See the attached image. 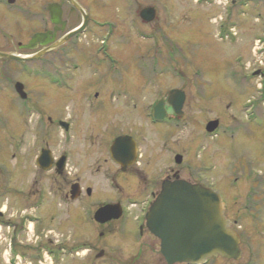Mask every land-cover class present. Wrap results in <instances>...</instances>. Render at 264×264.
I'll return each instance as SVG.
<instances>
[{
	"label": "flooded vegetation",
	"instance_id": "flooded-vegetation-1",
	"mask_svg": "<svg viewBox=\"0 0 264 264\" xmlns=\"http://www.w3.org/2000/svg\"><path fill=\"white\" fill-rule=\"evenodd\" d=\"M118 2L122 3L123 17L134 33L133 38L139 41L142 39L137 34L142 27L140 24H154L157 17L156 9L147 3H152L157 9L160 6L165 27H169L173 16L181 12L180 7L176 6L173 10L159 0H0V110L4 113L0 115V131L5 137L2 152H10L12 159L14 151H17L15 137L21 141L25 152L22 165L6 170L0 166L2 187H10L19 179L24 182L23 190L18 194L24 196L33 214L24 216L34 219L37 224L45 218L37 211L49 197L50 212L54 216H50L48 228L54 231L60 230L61 223L55 217L62 208H66L69 214L79 209L88 212L91 229L98 239L71 249L72 258L81 255L77 264H145L148 258L149 264H157L159 240L146 228L144 215L163 182L180 179L211 189L221 197L224 213L230 228L239 238L241 251L239 260L227 262L264 264V252L260 251L264 245L253 244L250 240V236L264 234L263 165H253L235 157V163L232 161L223 175L219 173L224 180L208 178L206 168L190 170L186 164L189 176L181 178L180 171L174 169V156L180 154L173 153L170 139L173 128H177L185 118V103L179 116L167 103H163L165 115L160 120L152 116L157 103H150L144 109L140 106L144 119L155 129L154 139L145 138L142 133H137L138 129L132 133V129H125L124 126L111 131H107L108 126H103V132H100V125L106 119L102 117L112 110L121 113L122 109L138 107L132 99L128 103H103L98 100L96 91L91 94L92 103H45L50 98L56 102L65 100L61 92L74 93L77 86L96 88V85L103 84L106 87L105 81L109 80L116 84L112 90L117 91L120 87V94L131 95L130 88L138 83H128L139 80L136 72L138 76L155 74L157 60L150 58L145 61L147 63H141L143 57L131 37L126 39L122 34L114 33L118 25L109 19V9ZM194 4L200 7L212 2L196 0ZM251 5L252 11L255 10L262 18H256L262 27L261 36L251 34L252 44H256L252 52L254 56H259L261 65L249 70L246 76L241 71L244 84L253 79L258 82L264 79V0H255ZM258 9H261V14ZM147 10L153 12L150 22L141 17V13ZM224 10L225 18H230V7ZM71 33L73 35L69 36ZM91 38L97 42L94 48L89 43ZM153 39L156 45L157 35ZM111 43L119 49L120 58L111 52ZM125 65L129 67L128 74L132 72L136 75L135 78L128 76L126 82ZM53 91L57 93L55 97H52ZM87 97H90L89 94L85 95V100ZM246 103L242 112L251 100ZM255 111V118L251 112L248 114V120L253 118L255 121L242 123L235 132L231 130V138L264 127V101L255 106ZM213 120L217 119H208L206 124ZM216 131L209 138L217 142L219 132ZM122 137L126 138L123 143L125 158L119 165L111 159L109 148L115 139ZM198 148L202 150L200 145ZM180 156L182 163L183 156ZM4 161L7 162L6 159ZM19 172L21 178H18ZM193 173L198 175V179ZM224 183L226 188L222 189L220 186ZM103 206H111V212L104 216L111 218L98 223L94 220V213ZM3 215H0V227L6 225L8 231L2 234L0 228V255H5L6 264H20L22 259H30L32 264L47 263L44 256L50 258L52 264L61 263L64 249L61 243L44 235V239H37L33 246L23 248L20 241L21 220L8 218L4 221ZM26 217L24 221H27ZM50 231L48 229L46 233ZM132 252L135 253L131 257L129 254ZM246 252L249 257L243 259ZM219 260L222 259H215L214 263Z\"/></svg>",
	"mask_w": 264,
	"mask_h": 264
},
{
	"label": "rangeland",
	"instance_id": "rangeland-1",
	"mask_svg": "<svg viewBox=\"0 0 264 264\" xmlns=\"http://www.w3.org/2000/svg\"><path fill=\"white\" fill-rule=\"evenodd\" d=\"M194 1L159 0V3H166L173 10H176V6L181 9V12H177L173 16V23L169 27L163 25L165 22L164 13L160 6L157 9L152 3H147L146 5L156 9L157 17L153 21L154 24L148 26L140 24L142 27H139L137 33L138 36L142 37L140 41L133 38L134 33L126 25L125 17H123L125 11L121 6L122 3L118 2L116 6L109 9V19L116 21L118 25L114 33L122 34L123 38L126 39L131 37L137 51L141 52L143 57L141 63L148 62L150 58L157 60L155 74L149 76L143 73L138 76L136 72L139 80L134 79L128 83L133 85L138 83L130 88L132 90L131 95L120 94V87L117 91L112 90L116 84L109 80L105 81L106 87L103 84L101 86L96 85V88H85L84 85L77 86L74 93L61 92L65 100L61 99L56 102L50 98L49 100L46 99L45 103H92L90 101L91 94L96 91L98 100L101 99L103 103L105 101L116 104L128 103L132 99L138 107L136 109H122L121 113H114L112 110L111 113L102 117L106 119L100 125L102 127L100 132H103V126L105 128L108 126L107 131L118 126H124L125 129H132V133L138 129L137 133H142L145 138L154 139L155 129L148 125L144 119L143 110L141 112L140 106L144 109L150 103L163 100L166 97V92L170 89H182L185 94L183 108L185 118L177 128H173L170 139L173 153L183 156L182 163L179 166L174 165L175 171H180L181 178L182 176H189V170H186L185 167L187 164L190 170L197 167L198 169L206 168L208 171L206 177L208 178L224 179L223 171L228 168L227 166L232 161L235 163V157L249 161L253 165H263L261 169L264 171V127L255 129L249 134L242 133L230 137L231 130L235 132V129L240 127L242 123L255 121L253 118L248 120V114L251 112L255 118V106L264 101V79L259 82L253 79L252 82L244 84L240 74L243 70L242 72L246 76L251 69L261 65L259 56H254L252 52L256 44H252L251 34L255 33L253 36L257 35L258 37L262 34V27L256 20V18L259 20L262 18L255 10L252 11L251 4H254L255 0H211V5L204 4L200 7H195ZM223 3L226 4L222 8ZM229 7L232 15L226 19L224 9L227 10ZM258 12L261 14V9H258ZM155 35L158 37V41L155 39L156 45L152 42ZM113 39L116 41L115 38ZM89 43L93 48L97 44L95 38H91ZM257 46L260 48L261 45L258 44ZM110 50L119 58L121 57L119 49L112 43ZM124 70V73H127L125 82L128 80V76L135 78L136 75H133L132 72L128 74L130 72L128 65L124 66ZM87 79L90 80L89 76ZM93 80L98 84L96 78ZM87 91L90 92L87 93ZM51 94L52 97L57 95L54 91ZM86 94H89L90 97L85 100ZM248 99L251 100V104L245 109L248 112L245 110L242 112ZM93 103H95L94 100ZM0 115H4L2 110H0ZM213 118L219 120L217 142L215 139L209 138L213 134L206 136L204 129L206 121ZM1 131L0 166L3 170L14 169L15 166L22 165L25 155L24 148L21 141L15 137L14 146L17 151H14L11 159L10 152L9 154L2 152V148L5 147V137ZM256 133L258 134L256 135ZM199 145L202 150L198 148ZM243 150L245 152L242 153ZM5 159L7 162L4 161ZM21 168L22 166H20V170ZM211 168H215V171L210 172ZM193 174L195 179H198V175ZM18 178H21V172L18 173ZM1 184L0 181V212L4 213L2 220L6 221L8 218L21 220L23 228L20 233V241L23 248L26 245L33 246L35 239L40 241L44 239L45 235L57 243L61 242V247L64 249L60 264H77L81 255L72 258L73 251L71 249L83 247L93 239L94 241L98 239L91 229L88 212L79 209L76 210V213L69 214L66 208H62L55 217L56 221L61 223L60 230L54 231L51 227L48 228L49 218L53 215L50 212L51 199L49 197L46 198L44 206L37 211L39 216L45 217L44 221L42 220L40 224H37L34 219L24 216L33 215L30 213L32 211L28 209V204L25 203L24 196L18 194V191L23 190L24 182L22 183L19 179L10 187H2ZM220 187L225 189V183L221 184ZM25 217L27 221H24ZM28 225L30 229H28ZM0 228L2 234L7 232L6 225H2ZM48 229L52 231L47 234L46 230ZM1 238L4 239L3 235ZM250 240L253 244L263 246L264 234L262 236H250ZM103 241L104 239L101 242ZM260 251L264 252V248H260ZM134 253L129 255L132 257ZM1 256L3 255H0V264H6L5 255L3 258ZM242 257L247 259L249 256L246 252ZM149 260L150 258L146 260L145 264H149ZM214 260L211 259L207 264H231V262L223 260L214 263ZM32 263L30 259H22L20 264ZM157 264H165L159 254Z\"/></svg>",
	"mask_w": 264,
	"mask_h": 264
},
{
	"label": "water",
	"instance_id": "water-1",
	"mask_svg": "<svg viewBox=\"0 0 264 264\" xmlns=\"http://www.w3.org/2000/svg\"><path fill=\"white\" fill-rule=\"evenodd\" d=\"M141 17L150 22L153 12L143 11ZM71 36V35H69ZM37 37L34 38V40ZM185 95L181 90L167 92L166 100L157 102L153 118L165 115L163 103H167L176 116L181 115ZM217 121L209 122L205 131L212 133ZM126 138H117L110 147L112 159L122 164ZM175 164L181 163L176 156ZM111 206H103L94 213L98 223L106 222ZM146 227L160 242V255L167 264H204L211 258L238 260L241 256L239 238L229 228L220 197L209 189L191 185L185 181H165L161 190L144 216Z\"/></svg>",
	"mask_w": 264,
	"mask_h": 264
},
{
	"label": "bare ground",
	"instance_id": "bare-ground-1",
	"mask_svg": "<svg viewBox=\"0 0 264 264\" xmlns=\"http://www.w3.org/2000/svg\"><path fill=\"white\" fill-rule=\"evenodd\" d=\"M28 229H30V227Z\"/></svg>",
	"mask_w": 264,
	"mask_h": 264
}]
</instances>
